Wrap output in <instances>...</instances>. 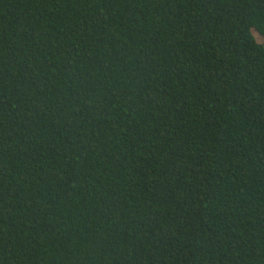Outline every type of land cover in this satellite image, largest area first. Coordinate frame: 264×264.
<instances>
[{
  "label": "trees",
  "instance_id": "1",
  "mask_svg": "<svg viewBox=\"0 0 264 264\" xmlns=\"http://www.w3.org/2000/svg\"><path fill=\"white\" fill-rule=\"evenodd\" d=\"M264 0H0V264H264Z\"/></svg>",
  "mask_w": 264,
  "mask_h": 264
},
{
  "label": "snow or ice",
  "instance_id": "2",
  "mask_svg": "<svg viewBox=\"0 0 264 264\" xmlns=\"http://www.w3.org/2000/svg\"><path fill=\"white\" fill-rule=\"evenodd\" d=\"M261 40H264V34H260Z\"/></svg>",
  "mask_w": 264,
  "mask_h": 264
}]
</instances>
